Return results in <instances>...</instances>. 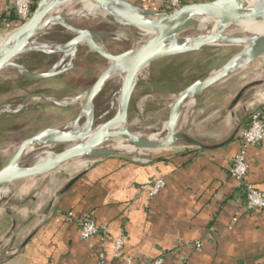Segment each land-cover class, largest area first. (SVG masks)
Instances as JSON below:
<instances>
[{"label": "crops", "instance_id": "obj_1", "mask_svg": "<svg viewBox=\"0 0 264 264\" xmlns=\"http://www.w3.org/2000/svg\"><path fill=\"white\" fill-rule=\"evenodd\" d=\"M124 1L152 12L170 9V0ZM209 1L181 0V6ZM18 26L13 1L0 0V37ZM228 102L226 96H205L189 131L199 142L216 145L238 123L233 140L218 149L179 145L105 157L87 167L63 165L59 170L66 175L80 171L49 198L32 197V208L14 202L16 208L5 213L9 227L0 217V264H148L157 258L161 264H264V210H247L243 186L228 174L257 105L241 104L231 119L219 117ZM246 162L247 182L264 194V144L251 145ZM52 178L49 190L57 183ZM158 179L164 187L155 196L141 189ZM85 220L100 230L89 240L79 237ZM118 237L124 245L114 257Z\"/></svg>", "mask_w": 264, "mask_h": 264}, {"label": "water", "instance_id": "obj_2", "mask_svg": "<svg viewBox=\"0 0 264 264\" xmlns=\"http://www.w3.org/2000/svg\"><path fill=\"white\" fill-rule=\"evenodd\" d=\"M85 5L92 6V9L82 10ZM64 6L71 11L67 9L68 13H60V8ZM82 18L104 20L115 26L117 31L72 26L74 21ZM260 23H264V0H253L249 5L240 0H212L183 5L162 13L138 8L124 0H38L30 18L3 36L0 42V74L12 72L27 80H48L73 69L76 61L84 57L76 56L82 49H86V54L98 55L108 65L84 92L70 99L57 100L48 94L32 93L14 110L10 105L0 106V116L25 111L33 100H43L60 108L80 106L72 122L46 128L17 144L0 168V187L8 188L19 180L49 177L70 162L84 163L87 167L105 157L124 154L117 153L112 147L118 141L126 142L132 149L130 153H125L127 155L179 145L203 151L226 145L238 133V123L224 142L206 145L189 134L193 114L204 92L232 73L245 69L264 54V34L248 35L246 27L242 28ZM122 32L128 35H122ZM54 33L65 34L68 40L57 44L40 41L42 37ZM110 40L130 42V47L119 54H111L104 46V42ZM234 47L241 49L220 67L178 93L164 107L168 114L161 130L140 128V124L131 125L128 122L131 96L136 85L143 80L138 78L139 71L162 59ZM27 53L59 57L47 71L33 72L16 62ZM114 81L118 82V86L108 102L109 108L96 117L94 102ZM261 85H264V80L249 82L241 87L228 107L232 117L243 95ZM108 115L110 117L105 120ZM165 129L167 137L149 139L150 133L163 134ZM57 147L60 149L55 151ZM3 200L5 198L0 201Z\"/></svg>", "mask_w": 264, "mask_h": 264}, {"label": "rangeland", "instance_id": "obj_3", "mask_svg": "<svg viewBox=\"0 0 264 264\" xmlns=\"http://www.w3.org/2000/svg\"><path fill=\"white\" fill-rule=\"evenodd\" d=\"M72 26L104 32L117 31L115 26L98 18H82L74 21ZM53 30L61 31L59 28H53ZM66 40H68V36L61 33H54L40 39L42 42L53 44L63 43ZM104 46L111 54H119L130 47V42L110 40L105 41ZM240 49V47H234L198 52L176 58L162 59L152 63L148 67L147 76L136 85L133 91L128 109V122L131 125L142 124L141 126L148 127L151 130H161L168 114L167 110H163L164 107L178 93L202 76L220 67L238 53ZM58 57V55L46 57L36 53H27L20 56L16 62L30 71L45 72L52 67ZM79 57L83 58L76 61L73 69L48 80H27L18 77L12 72L0 74V106L10 105L11 109L14 110L27 95L32 93L48 94L57 100L70 99L81 94L105 70L108 63L93 53L89 55L80 54ZM263 80L264 54L245 69L232 73L209 88L200 96L198 104L205 96L210 94L226 96L231 103L237 92L245 84ZM117 86L118 82L114 81L105 87L99 95L94 110L96 117L109 108L108 102L115 93ZM263 91L264 85L248 90L234 109H238L237 107L241 104L244 106L245 104H250L255 100L257 94ZM229 105L221 111L219 117L231 119L228 110ZM79 110L80 106L60 108L43 100H33L25 111L22 110L16 114L0 116V168L7 162L18 143L46 128L59 127L72 122ZM109 117L110 115L105 120ZM59 149L57 147L55 151ZM125 153L116 156L134 157L135 155V153L131 155ZM76 164L78 167L82 166L81 163H73V165ZM78 171L80 169L76 167V170L70 175L60 172L59 169L53 172L51 181L54 182L56 180L57 183L50 190L49 188L52 186L51 184V186L49 185L50 176L19 180L10 184L7 190L0 192V200L5 198L2 202L0 201V217L4 221V227L6 228L10 225L5 213L11 207L16 208L14 202H25L22 206H30L32 208L34 207V203L31 201L32 197L49 198L51 196L49 193L52 194V192L59 191L66 180ZM46 189L49 191L48 193Z\"/></svg>", "mask_w": 264, "mask_h": 264}, {"label": "built area", "instance_id": "obj_4", "mask_svg": "<svg viewBox=\"0 0 264 264\" xmlns=\"http://www.w3.org/2000/svg\"><path fill=\"white\" fill-rule=\"evenodd\" d=\"M15 16L19 25L26 22L31 14L33 8L32 0H12ZM169 11H174L181 7V0H170ZM257 105V109L253 110L248 118V126L240 133V144L237 153L231 159V165L228 171L230 178L238 181L245 191V202L247 210H264V194L256 189L251 183L247 182V162L246 155L248 148L254 144H264V124L262 122V109L264 108V91L258 93L255 100L250 103L253 107ZM164 187L162 179L155 180L148 186L141 189L147 190L149 196H155ZM69 217L72 214L68 215ZM100 230L90 220L81 221L79 223V237L82 240H89L99 233ZM103 236L100 239L101 246H103L105 229L101 230ZM124 239L118 237L114 240L113 256L117 257L119 251L123 248ZM101 257V256H100ZM162 260H156L148 264H161ZM129 264V263H127Z\"/></svg>", "mask_w": 264, "mask_h": 264}, {"label": "bare ground", "instance_id": "obj_5", "mask_svg": "<svg viewBox=\"0 0 264 264\" xmlns=\"http://www.w3.org/2000/svg\"><path fill=\"white\" fill-rule=\"evenodd\" d=\"M243 4L245 5H249L251 2H253V0H240ZM92 9V6H88V5H85V7L82 9L84 11H90ZM246 27V30H248V35L250 33L252 34H256V35H263L264 34V23H260V24H250V25H245L244 27L242 26V28L245 29ZM122 35H128L127 33H123ZM247 35V34H246ZM129 36H133V35H129ZM3 37H0V42L2 41ZM148 74V68H144L142 69L141 71H139L138 73V78L140 79H144ZM140 128H142L141 124L139 125ZM151 135H149V139L151 140H155V139H158V138H161V137H167V134H168V131L165 129L163 131V134H159L158 132H153V133H150ZM112 147L114 148L115 151H118V152H123V153H130L132 149H130L126 142H123V141H118L114 144H112ZM81 165L83 166L84 163H81ZM85 166V165H84ZM3 190H7L6 187H0V192L3 191Z\"/></svg>", "mask_w": 264, "mask_h": 264}, {"label": "flooded vegetation", "instance_id": "obj_6", "mask_svg": "<svg viewBox=\"0 0 264 264\" xmlns=\"http://www.w3.org/2000/svg\"><path fill=\"white\" fill-rule=\"evenodd\" d=\"M85 51H86V49H82V50L78 51V52L76 53V56L79 57L80 54H82V55H89V54H92V53L86 54ZM81 59H82V58H81ZM75 65H76V63L74 64V67H75ZM102 92H103V91H102ZM102 92H101V93H102ZM101 93H100V94H101ZM100 94H99V95H100ZM98 97H99V96H98ZM98 97H97V98H98ZM97 98H96V100H97ZM96 100H95V102H94V110H95V107H96Z\"/></svg>", "mask_w": 264, "mask_h": 264}, {"label": "trees", "instance_id": "obj_7", "mask_svg": "<svg viewBox=\"0 0 264 264\" xmlns=\"http://www.w3.org/2000/svg\"><path fill=\"white\" fill-rule=\"evenodd\" d=\"M33 1V8H32V12H33V9L35 7V4L37 3V0H32Z\"/></svg>", "mask_w": 264, "mask_h": 264}]
</instances>
